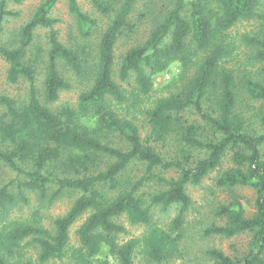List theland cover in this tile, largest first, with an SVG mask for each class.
I'll return each mask as SVG.
<instances>
[{"label": "trees", "instance_id": "obj_1", "mask_svg": "<svg viewBox=\"0 0 264 264\" xmlns=\"http://www.w3.org/2000/svg\"><path fill=\"white\" fill-rule=\"evenodd\" d=\"M10 1L0 0V59L8 65V83L24 80L29 87L24 104L0 95V163L16 174L13 184L19 191L15 196L9 186L0 189V264H12L25 241L38 249V264L65 259L70 229L85 214L76 231L77 264H90L104 250L117 264H133L139 250L149 261L162 264L175 252L191 204L187 187L201 184L224 160L229 166L215 185L250 188L255 195L253 212L246 215L233 198L216 212L224 224L212 225L204 236L230 239L247 234L249 241L236 257L216 248L207 250L206 256L212 264H264V0H174L147 40L125 53L118 78L123 83L134 76L144 96L152 91L155 77L175 62L186 63L189 45L203 53L188 83L145 111L144 138L134 121L120 117L116 106L126 102L127 92L114 80L115 46L125 33L133 32L129 17L138 0H88L96 14L109 19L91 65L93 82L75 108L56 111L49 105L70 88L58 71V61L81 75L90 66L89 47L81 44L74 50L59 41L57 20L50 16L59 0H45L39 6L20 28L16 46L3 44L4 23L13 15L7 10ZM68 4L87 39L96 20L84 14L76 0ZM248 21L257 22L255 32L242 33L237 40L229 36L236 24ZM41 28L48 30L42 101L37 66L45 51L33 47L34 34ZM242 53L246 65L239 59ZM237 58L238 65H231ZM170 138L177 142L176 155L165 159L156 145ZM133 167H141L142 175H131ZM167 172L176 177H164ZM22 190L48 204L65 192L77 196L67 213L47 229L35 219L6 220L9 206L28 203ZM171 206L179 209L169 228L151 223L153 208L166 211ZM122 216L133 226L145 227L140 237L118 241L127 234L118 223Z\"/></svg>", "mask_w": 264, "mask_h": 264}, {"label": "rangeland", "instance_id": "obj_2", "mask_svg": "<svg viewBox=\"0 0 264 264\" xmlns=\"http://www.w3.org/2000/svg\"><path fill=\"white\" fill-rule=\"evenodd\" d=\"M45 0H12L7 4V10L13 15L9 16L4 23L3 44L9 46H16L18 40V32L20 28L26 24L35 14L39 6ZM81 11L97 22L96 27L92 30L91 35L85 39L80 34L79 26L76 18L69 10L68 0H59L52 9L50 16L57 20L54 29L58 32L59 41L66 47L76 49L79 45L85 44L89 47L91 56L88 58L90 66H85L81 75H76L71 71L67 64L58 61V71L60 75L68 82L70 88L62 91L59 94L58 100L49 105L51 110H59L63 107L75 108L78 104L79 96L88 90L93 82L94 69L93 59L97 52V45L102 33L106 29L109 19L96 14L90 6L88 0H76ZM174 0H138L133 6L130 14V21L134 24V30L131 33H125L117 40L114 55V80L120 84L126 94V102L116 106L120 117L134 121L140 128V135L142 138L147 134V123L145 120V111L151 108L155 101L159 98L169 95L171 92L177 91L181 86L188 83V81L195 75L197 66L203 58V53L197 52L193 45L188 47V59L185 64L182 62L173 63L167 72L158 75L154 79L153 89L148 95H142L131 76L126 82H120L119 64L125 53L145 42L151 31L159 24L168 11L173 7ZM264 10V3L262 6ZM258 28L256 21H248L236 24L230 31L229 36L235 40L238 39L242 33L255 32ZM47 29H37L34 34L33 47L42 48L43 61L37 66V89L40 100L43 96V82L45 78L46 67V52L47 47ZM244 53L239 57L246 65ZM237 62V63H236ZM238 65L235 60L231 65ZM259 66L256 65L253 69L255 71ZM8 65L0 59V95L7 96L18 103L24 104L28 96V83L20 80L17 84L12 85L6 79V71ZM261 77H264L262 75ZM258 107L259 103H254ZM3 109L0 107V114ZM249 114V113H248ZM189 115H187L188 117ZM117 141V140H116ZM156 150L165 159L176 155L177 142L174 138H170L165 144H157ZM229 166L228 161L224 160L222 166L211 172L202 182L197 186H188L187 193L191 199V204L183 217L182 227L179 231L178 241L176 242V249L173 256L164 260L162 264H212L210 259L206 256L209 249H219L224 254L236 257L241 254L247 247L249 235H240L230 239L204 236V231L212 225H223L222 218L217 216L218 208L233 198H237L243 205L246 215L253 212L254 206V192L248 187L235 188L232 190L221 189L215 185L216 178ZM131 175H142L141 167L130 169ZM166 178L176 177L174 172H167L163 175ZM16 180V174L12 172L7 166L0 163V189L4 186H9V191L13 195L19 193L17 184H13ZM13 184V185H12ZM52 189L49 195L53 192ZM149 191V190H148ZM22 194L28 200L27 204L17 203L9 206L7 209L6 220L8 221H25L38 220L42 226L51 229L53 221L63 216L70 209L77 194L71 192L62 193L53 203L48 204L47 201H41L36 193L28 190H22ZM179 207L171 206L166 211L159 207L153 208L151 211V223L163 229L169 228L172 220L178 213ZM88 214L80 217L70 229V252L68 256L60 261H52L48 264H77L73 258V254L79 248L76 231L79 226L87 218ZM2 218H0L1 221ZM118 223L125 227L127 234L121 235L118 239L123 243L131 238L140 237L144 232V226L131 225L125 216H122ZM28 241L22 243L19 252L10 260L12 264L15 263H29L38 264L37 256L38 249L35 246L28 244ZM107 260L109 264H117L112 256L107 251H103L100 256L93 259L90 264H98V261ZM133 264H156L148 260L139 250L133 259Z\"/></svg>", "mask_w": 264, "mask_h": 264}]
</instances>
